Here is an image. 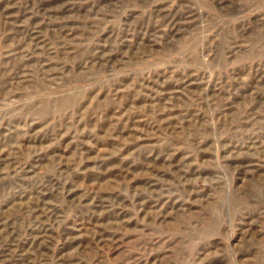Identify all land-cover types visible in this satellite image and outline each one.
Instances as JSON below:
<instances>
[{"label": "rangeland", "instance_id": "1", "mask_svg": "<svg viewBox=\"0 0 264 264\" xmlns=\"http://www.w3.org/2000/svg\"><path fill=\"white\" fill-rule=\"evenodd\" d=\"M0 264H264V0H0Z\"/></svg>", "mask_w": 264, "mask_h": 264}]
</instances>
